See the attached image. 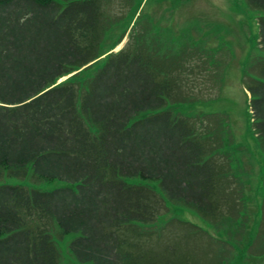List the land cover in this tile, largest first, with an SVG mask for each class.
Returning a JSON list of instances; mask_svg holds the SVG:
<instances>
[{
    "label": "trees",
    "instance_id": "trees-1",
    "mask_svg": "<svg viewBox=\"0 0 264 264\" xmlns=\"http://www.w3.org/2000/svg\"><path fill=\"white\" fill-rule=\"evenodd\" d=\"M245 2L262 12L264 50V0ZM120 4L0 0V264H63L56 226L63 236L81 233L69 249L82 263L191 264L187 252L174 257L181 237L162 240L173 217L160 218L174 204L212 223L224 217L219 147L209 143L215 130L172 110L195 100L182 84L199 47L180 41L162 51L151 26H140V3ZM126 34L119 51L58 82ZM254 67L245 77L264 149V57ZM208 115L215 113L197 117ZM134 177L158 181L161 190ZM56 180L61 186L39 187Z\"/></svg>",
    "mask_w": 264,
    "mask_h": 264
},
{
    "label": "rangeland",
    "instance_id": "rangeland-1",
    "mask_svg": "<svg viewBox=\"0 0 264 264\" xmlns=\"http://www.w3.org/2000/svg\"><path fill=\"white\" fill-rule=\"evenodd\" d=\"M113 1L114 4L121 5L122 0ZM134 2H139L142 8L136 14L137 17L141 14L138 18L141 28L151 26V33L158 37V46L162 51L179 49L180 41L190 43L191 47L195 45L199 47L195 54L191 52L193 55H190L189 59L190 70L185 83L182 84L183 90L190 94L189 98L195 100L182 101L174 105L172 110L176 113L194 115L192 120L197 124L203 123L206 131L215 130L209 143L212 148L219 147L218 153L224 150V141L230 145L235 139H239L235 147L239 150L228 154L231 163L237 164L231 174H234L237 180L260 181V176L264 174V149L255 130L256 121L251 110V97L245 76L246 70L256 72L258 69L254 66L261 57H264L259 27V16L262 12L251 8L245 0H134ZM117 31L118 29L107 35L109 39L103 42L104 49L110 45ZM128 37L126 34L120 43L99 59L76 69L58 82L84 73V70L97 60L104 61L106 55L112 51H119L126 44ZM148 38H152V35ZM153 41L155 42V39ZM207 53H212L211 59H215L213 63ZM96 69L91 68L87 72L94 75ZM218 87L220 88L217 90ZM202 111L215 115L197 117ZM135 118H140V115ZM219 122L223 129L221 134L217 126ZM245 149L248 151L242 152ZM10 182L27 184L26 180L16 178H11ZM130 182L144 183L158 191L161 190L158 181L134 177ZM57 186H61L59 180L39 185L45 190ZM239 190L242 196L243 191L245 192L244 198H240L239 204L230 203L225 206L226 215L220 222L214 224L215 228L209 219L196 211L179 204L171 205L170 211L160 218V223L173 217L170 229L165 231L162 240L166 245V242L173 241L172 236L181 237L178 238L175 258L182 252H187L192 260L191 264H264V196L259 201L257 187L250 189L241 187ZM239 210L242 211L239 213ZM242 212L244 214H241ZM230 215L232 217H229ZM237 217H242L241 223ZM225 226L229 227L228 232L224 231ZM51 232L60 250L63 264H94L82 263L75 259L69 249L70 242L80 236V232L63 236L57 226ZM159 248L164 250L165 246L161 243Z\"/></svg>",
    "mask_w": 264,
    "mask_h": 264
},
{
    "label": "crops",
    "instance_id": "crops-1",
    "mask_svg": "<svg viewBox=\"0 0 264 264\" xmlns=\"http://www.w3.org/2000/svg\"><path fill=\"white\" fill-rule=\"evenodd\" d=\"M238 143H239V139H235L230 145H227L226 141H224V150H223L224 152L222 151V152L218 153V155L221 157V159L219 160V161H221V164L219 165V167L221 168V171L223 173L222 177H224L221 181H219L220 182L219 196H220L221 200H223L224 202H228V204H230V203L231 204H234V203L239 204L238 202L240 201V198L241 199L244 198L243 196L245 193L243 191V196L239 193L240 192L239 189L241 187L249 188V189L252 187H257V188H259L258 198H259V201H261V199L264 196V180H263L264 174H262L260 176L261 177L260 181L258 179H256L255 181H253L252 179L244 180V181L237 180L235 178L234 174H231L232 170L233 169L235 170V165H237V164L231 163L230 157L228 156V154L239 150L238 148H235L236 144H238ZM246 150L247 149L243 150L242 152H246ZM230 164H232V165H230ZM250 196H251V194H250ZM224 202H222V203H224ZM241 211L239 210L238 212L240 213ZM222 212H224V206H223ZM241 214H244V212H242ZM229 217H232V215H230ZM222 218H224V217H219L218 221L215 220V223L211 222L212 227L215 228L214 224L216 225L218 222H220L222 220ZM241 218L242 217H237V220L239 223L242 222ZM234 219H230V220H234ZM242 226L243 225H241V227ZM228 229H229L228 226L224 227V231L228 232ZM254 239H255V236H254ZM227 245H228V243H227ZM227 245H224V247Z\"/></svg>",
    "mask_w": 264,
    "mask_h": 264
}]
</instances>
